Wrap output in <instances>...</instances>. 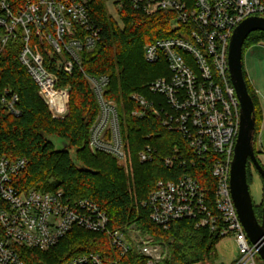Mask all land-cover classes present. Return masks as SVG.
I'll use <instances>...</instances> for the list:
<instances>
[{
	"label": "built area",
	"instance_id": "built-area-1",
	"mask_svg": "<svg viewBox=\"0 0 264 264\" xmlns=\"http://www.w3.org/2000/svg\"><path fill=\"white\" fill-rule=\"evenodd\" d=\"M90 0H24L17 5L0 0V52L10 40L18 41V60L38 87V94L55 118L67 112L69 86L56 88L57 76L44 66L41 52L31 46L32 36L42 38L60 58L64 72L70 74L81 64V53L91 51L99 28L91 19ZM115 0H113L114 2ZM123 0H117L121 6ZM147 15L168 11L174 15L176 34L158 38L143 47V57L153 63L165 59L168 77L148 84L149 91L161 94L169 111L162 124L182 133L195 158L209 159L213 183V202L209 208L206 189L192 175L184 173L175 180L159 179L142 205L148 207L150 221L168 229L173 221L191 219L196 227L206 226L222 237L232 235L239 256L231 264H264L257 247L246 236L234 207L229 177L234 146L239 132L240 105L230 80L228 47L234 28L247 17H264V0H127ZM264 45V43H258ZM98 104L97 114L88 130L91 152L113 156L126 175L131 156L124 139L117 105L104 96L107 76L84 73ZM66 89V109L58 113L49 102L48 92ZM258 97V91L254 89ZM132 98L143 108H156L138 94ZM19 97L9 88H0V107L19 115ZM144 110L133 111L142 116ZM174 154L163 158L166 167L184 161ZM150 146L138 152L141 162L151 160ZM191 165L194 164L190 160ZM251 164V162H250ZM25 157L0 156V264H24L23 248L45 251L55 246L72 228L105 232L110 245L121 257L134 249L144 257L142 264H164L165 253L159 243L140 229L126 226L111 229L107 212L89 198L71 199L62 188L40 191L20 190L14 178L26 167ZM253 167V165L251 164ZM64 264H106L97 252H86Z\"/></svg>",
	"mask_w": 264,
	"mask_h": 264
},
{
	"label": "trees",
	"instance_id": "trees-1",
	"mask_svg": "<svg viewBox=\"0 0 264 264\" xmlns=\"http://www.w3.org/2000/svg\"><path fill=\"white\" fill-rule=\"evenodd\" d=\"M17 5L24 0H9ZM193 4L195 0H184ZM107 0H90L88 11L99 28V39L91 51L81 53V64L74 65L70 74L63 71L60 58L53 53L39 36H32L31 46L44 58L45 68L57 76L56 88L69 86L68 112L62 118L51 115L38 87L18 60L20 45L10 40L0 52V88L17 93L19 115H10L0 107V156L25 157L26 167L14 178L20 190L35 188L40 191L62 188L71 199L89 198L98 203L108 214L111 229H124L135 225L152 241L159 243L165 253L164 264H212L215 245L222 236L195 221H173L168 229L153 224L148 218V207L142 205L159 179L175 180L184 173L194 176L206 189L209 208L213 202V179L209 159L195 158L187 138L178 131H171L162 124L169 106L159 93L149 91L148 84L159 77H168L170 71L164 58L153 63L143 57L146 43L158 38L175 35L174 15L158 11L147 15L134 9L127 0L115 11L108 10ZM1 33V29H0ZM264 43V32H251L245 39L242 53L250 46ZM84 73L97 77L107 76L104 96L117 105L121 132L127 141L133 178H129L115 158L104 152L93 153L88 147V130L94 120L98 104L84 77ZM248 93L254 104V149L261 128L259 99L243 70ZM63 89V88H62ZM60 90V89H59ZM50 94V104L61 112L65 100L61 94ZM138 94L159 112L141 107L133 98ZM144 110L142 116L133 111ZM57 136L67 143L59 150L51 140ZM150 146L151 160L141 162L138 152ZM184 164L174 163L168 168L163 158L174 154ZM194 164L191 165L190 160ZM258 159V157H257ZM259 163L260 159H258ZM246 164V180L250 183ZM264 198L254 212L261 221ZM86 252L99 253L106 264H142L144 257L132 249L123 257L110 245L105 232L72 228L55 246L42 251L23 248L24 264H64L68 259Z\"/></svg>",
	"mask_w": 264,
	"mask_h": 264
},
{
	"label": "water",
	"instance_id": "water-1",
	"mask_svg": "<svg viewBox=\"0 0 264 264\" xmlns=\"http://www.w3.org/2000/svg\"><path fill=\"white\" fill-rule=\"evenodd\" d=\"M254 31L264 32V17L251 16L240 22L233 30L228 47V67L230 80L235 89L240 105L239 132L231 161L229 188L231 198L239 220L249 241L258 249V255L264 262V207L261 221H258L249 193L246 180V164L251 162L260 176L264 187V167L259 163L254 149V104L250 97L243 77L242 47L246 37ZM57 150L66 147L67 143L60 140ZM259 145L256 152L261 153Z\"/></svg>",
	"mask_w": 264,
	"mask_h": 264
},
{
	"label": "rangeland",
	"instance_id": "rangeland-1",
	"mask_svg": "<svg viewBox=\"0 0 264 264\" xmlns=\"http://www.w3.org/2000/svg\"><path fill=\"white\" fill-rule=\"evenodd\" d=\"M115 1L113 2V0H107V6L109 8L108 10L113 15H115V11L116 9H118V6L116 5L118 3ZM242 67L248 77L251 87L258 91V99H259L258 107L261 111V128L258 133V138L256 143L261 147L262 150H264V45L256 44L246 49V51L243 52L242 55ZM49 93L54 95L61 94L65 100L66 92L64 89L48 92V94ZM49 99H50V94H49ZM51 106L53 107V104H51ZM65 107H66V103H65ZM67 108H68V100H67ZM50 138L55 144V147L60 146L61 144L60 139L57 136H51ZM258 159H260L261 166L264 167V151H262V154L258 155ZM130 167L131 170L128 169V175H127V177L129 178V183H131L133 178L132 160ZM249 173H250V183L248 185L249 193L251 195L253 205L258 206L262 198H264V187H262L260 176L258 175L254 167L252 166L249 167ZM130 228H135V225L133 224L132 227ZM238 256H239V247L234 237L232 235L224 236L215 245L214 256H212L213 258L211 260V263L231 264Z\"/></svg>",
	"mask_w": 264,
	"mask_h": 264
},
{
	"label": "bare ground",
	"instance_id": "bare-ground-1",
	"mask_svg": "<svg viewBox=\"0 0 264 264\" xmlns=\"http://www.w3.org/2000/svg\"><path fill=\"white\" fill-rule=\"evenodd\" d=\"M63 89H64V88H63ZM64 90H65V92H66V89H64ZM53 108L56 109V107H55L54 105H53ZM56 110H57V109H56ZM64 110H65V109H64ZM64 110H63V111H64ZM57 111H58V110H57ZM63 111H61V112L58 111V113H62Z\"/></svg>",
	"mask_w": 264,
	"mask_h": 264
},
{
	"label": "crops",
	"instance_id": "crops-1",
	"mask_svg": "<svg viewBox=\"0 0 264 264\" xmlns=\"http://www.w3.org/2000/svg\"><path fill=\"white\" fill-rule=\"evenodd\" d=\"M262 201V200H261ZM261 203V202H260Z\"/></svg>",
	"mask_w": 264,
	"mask_h": 264
},
{
	"label": "flooded vegetation",
	"instance_id": "flooded-vegetation-1",
	"mask_svg": "<svg viewBox=\"0 0 264 264\" xmlns=\"http://www.w3.org/2000/svg\"><path fill=\"white\" fill-rule=\"evenodd\" d=\"M258 157V156H257Z\"/></svg>",
	"mask_w": 264,
	"mask_h": 264
}]
</instances>
